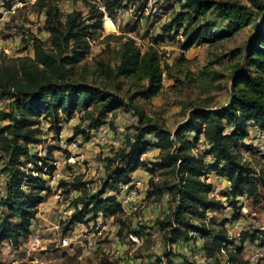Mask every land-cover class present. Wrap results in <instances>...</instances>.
Segmentation results:
<instances>
[{
  "label": "trees",
  "instance_id": "obj_1",
  "mask_svg": "<svg viewBox=\"0 0 264 264\" xmlns=\"http://www.w3.org/2000/svg\"><path fill=\"white\" fill-rule=\"evenodd\" d=\"M4 1L10 9L9 0ZM164 1L168 8L171 3L178 4L179 10L154 38L155 44L174 41L182 30L187 39L181 48L188 50L196 43H213L233 37L244 28L252 29L244 46L229 52L231 57H241V63L231 75L226 103L215 108H191L172 132L153 124L121 97L75 79V66L89 54L88 39L101 29L102 13H97L94 25H84L79 13L66 15L63 22L58 8H49L45 12V30L53 52H47L39 40H34L31 57L0 56V101L8 102V109L0 111L1 160L6 161L2 169L6 184L5 194L0 198V246L9 242L17 248L28 239L31 222L48 189L44 175L51 170L45 171L46 163L30 155V146L41 142L38 127L42 120L48 121L51 130L58 134L60 116L71 119L76 112L92 108L95 118L90 113L86 118L91 121L88 128L93 129L116 110L129 109L138 117V126L124 140L122 149L106 159V178L99 190L88 194L87 184L79 178L61 183V188L78 193L72 201L73 211L66 230L77 224L119 217L123 210L119 200L121 188L132 186L133 174L143 167L152 174L164 172L175 180L149 194L158 197L166 193L175 205L171 216L158 222L170 244L193 240L194 234L206 239L202 248L207 257L226 251L227 264H248L241 258L242 243L246 239L254 243L259 235H245L240 247L232 252L227 250L231 243L225 230L209 227L213 219L208 220L207 215L220 212L224 205L211 197L213 185L207 180L214 176L229 184L220 196L230 206L243 197L257 201L261 198L260 190H264V176L254 173L240 156L242 150L251 149L245 141L250 131L264 133V5L259 0H251L252 7L217 0ZM103 7L111 16L125 9L122 0H103ZM208 16L218 25L208 21L198 24ZM117 40L121 43L119 63L113 68L103 66L106 77L135 84L137 89L130 102L156 97L165 76L157 52L150 48L142 53L130 38ZM201 146L200 155L192 154ZM151 150H158L160 158L148 165L141 158ZM33 157L35 165L41 164L35 172L26 169L24 162ZM260 246L264 247V239Z\"/></svg>",
  "mask_w": 264,
  "mask_h": 264
},
{
  "label": "rangeland",
  "instance_id": "obj_2",
  "mask_svg": "<svg viewBox=\"0 0 264 264\" xmlns=\"http://www.w3.org/2000/svg\"><path fill=\"white\" fill-rule=\"evenodd\" d=\"M237 2L246 7L251 0H217ZM264 5V0H259ZM0 0V56L6 59L32 56V42L39 40L47 52H53L50 36L45 30V12L56 7L64 22L66 15L79 13L84 25H94L97 13H102L101 29L88 39L89 54L75 66V79L121 97L142 111L147 119L167 131L172 132L184 121L193 107L223 106L230 95V79L241 57H231L229 52L241 49L251 34V28L240 30L233 37L213 43L194 44L188 50L181 48L186 37L179 31L174 41L154 43V38L162 33V27L171 22L179 10L176 3L164 0H122L125 9L108 15L103 0ZM109 21L112 23H109ZM216 23L208 16L199 20ZM108 24L112 29H108ZM185 25V22L183 23ZM184 27V26H183ZM216 27V26H215ZM94 29L91 28V31ZM216 30V28L214 29ZM218 30V28H217ZM122 37L133 39L144 53L154 49L164 69L161 92L145 101L136 98L129 101L136 92L135 84L122 79H108L103 66L110 68L119 63ZM119 87L117 90L116 87ZM8 109L7 101H0V111ZM95 118L91 108L87 112H76L71 119L60 116L61 129L58 134L51 130L48 121L41 122L38 130L40 144L30 146V155L46 163L50 174L44 175L47 191L44 200L37 207L31 222L30 235L40 239L38 245L22 242L20 248L0 246V264H227L226 251L209 258L204 253L202 243L205 238L194 234L193 240L168 242L167 234L158 222L166 221L174 210V203L164 193L162 196L149 195L164 184L175 180L164 172L153 174L140 168L133 174V184L129 191L120 193L122 214L117 218L101 219L88 225L77 224L66 230V224L73 211L72 201L77 192L61 188V183H71L79 178L87 184V192L96 193L106 178V159L122 149L124 140L133 135L138 126V117L133 111L119 109L107 117L97 127L88 128L91 121L87 114ZM2 125V124H1ZM264 133L249 132L246 145L250 150H242L240 156L257 175L264 176ZM249 141V142H248ZM202 146L192 154L200 155ZM0 151V198L5 194L6 176L3 166L6 161ZM160 158L158 150H151L141 160L150 165ZM26 169H35L36 160H24ZM148 168V166H147ZM40 175V174H39ZM207 182L218 190V197L224 209L209 213L213 219L210 229H223L229 243L228 251L241 246L245 235L259 237L254 243L246 239L242 243L241 258L248 264H264V190L261 198L252 201L239 198L230 206L220 195L227 182L210 176ZM213 192V191H212ZM211 192V197H212ZM29 238V237H28Z\"/></svg>",
  "mask_w": 264,
  "mask_h": 264
},
{
  "label": "built area",
  "instance_id": "obj_3",
  "mask_svg": "<svg viewBox=\"0 0 264 264\" xmlns=\"http://www.w3.org/2000/svg\"><path fill=\"white\" fill-rule=\"evenodd\" d=\"M109 23H111L110 21H109ZM112 24V23H111ZM254 132H258V130H255ZM264 140V139H263ZM249 142V141H248ZM227 184V186L226 187H228L229 186V184L228 183H226ZM129 189H130V187H128V186H123L122 188H121V192L120 193H123V192H125V191H129ZM213 192H212V197H218V190L214 187L213 188V190H212ZM26 243L28 242V243H31L32 245H38L39 243H40V239L38 238V237H36V236H29V238L25 241ZM23 243H20L19 245H18V247L17 248H20L21 247V245H22ZM2 246H4V247H6V248H10V246L12 247V245L9 243V242H4L3 244H2ZM17 248H15V247H13V249H17Z\"/></svg>",
  "mask_w": 264,
  "mask_h": 264
},
{
  "label": "bare ground",
  "instance_id": "obj_4",
  "mask_svg": "<svg viewBox=\"0 0 264 264\" xmlns=\"http://www.w3.org/2000/svg\"><path fill=\"white\" fill-rule=\"evenodd\" d=\"M107 27H108V29H109V28H110V29H112V26H111L110 24H108V26H107Z\"/></svg>",
  "mask_w": 264,
  "mask_h": 264
}]
</instances>
